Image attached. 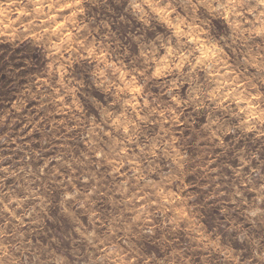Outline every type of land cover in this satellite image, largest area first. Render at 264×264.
Instances as JSON below:
<instances>
[{
  "label": "rangeland",
  "instance_id": "1",
  "mask_svg": "<svg viewBox=\"0 0 264 264\" xmlns=\"http://www.w3.org/2000/svg\"><path fill=\"white\" fill-rule=\"evenodd\" d=\"M0 264H264V0H0Z\"/></svg>",
  "mask_w": 264,
  "mask_h": 264
}]
</instances>
